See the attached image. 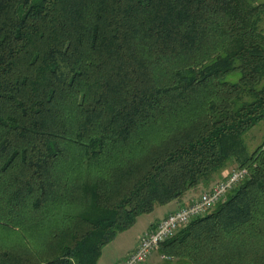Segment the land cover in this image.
Instances as JSON below:
<instances>
[{
    "label": "trees",
    "instance_id": "1",
    "mask_svg": "<svg viewBox=\"0 0 264 264\" xmlns=\"http://www.w3.org/2000/svg\"><path fill=\"white\" fill-rule=\"evenodd\" d=\"M263 18L257 0H0V229L20 233L0 264H96L234 168L154 251L264 264V143L243 140L264 120Z\"/></svg>",
    "mask_w": 264,
    "mask_h": 264
},
{
    "label": "built area",
    "instance_id": "2",
    "mask_svg": "<svg viewBox=\"0 0 264 264\" xmlns=\"http://www.w3.org/2000/svg\"><path fill=\"white\" fill-rule=\"evenodd\" d=\"M247 176L245 168L229 170L222 180L210 190L204 191L189 205L169 214L156 226L145 233L139 240L136 249L118 264H141L160 243L172 237L178 230L186 227L191 219L206 214L217 203L224 199L225 194Z\"/></svg>",
    "mask_w": 264,
    "mask_h": 264
},
{
    "label": "rangeland",
    "instance_id": "3",
    "mask_svg": "<svg viewBox=\"0 0 264 264\" xmlns=\"http://www.w3.org/2000/svg\"><path fill=\"white\" fill-rule=\"evenodd\" d=\"M257 2L264 3V0H257ZM260 26L264 31V18L262 19ZM243 140L247 146L249 153L252 152L256 147L264 143V120L260 121L251 130H249L244 135ZM167 209V206H158L150 214L139 216L136 220V223L132 227L117 234L112 242L104 246L101 256L99 257L96 264H115L119 259L122 258L124 252L128 250V248L134 247L135 244L139 243L140 238L144 235L143 232L147 231L150 228L151 224H154L158 219H160ZM19 235V232H15L10 229H0V242H3L5 244H9L12 242L18 243ZM141 264L177 263H175L174 261L165 260V258L161 257V255H159L156 250L151 253V255L148 256Z\"/></svg>",
    "mask_w": 264,
    "mask_h": 264
},
{
    "label": "crops",
    "instance_id": "4",
    "mask_svg": "<svg viewBox=\"0 0 264 264\" xmlns=\"http://www.w3.org/2000/svg\"><path fill=\"white\" fill-rule=\"evenodd\" d=\"M229 170H225L224 172H222V176L224 177V175L228 172ZM218 181H215L213 183H211L209 186L204 187V186H199L195 189L189 190L188 192H186L184 194V196L182 198H180L177 201H173L165 206H167V210L166 212L161 216L160 219H158L154 224H151L150 228L143 232V234L149 232L150 230H153L154 228H156V226L159 224L160 221H162L163 219H165L169 214L174 213L175 211L179 210L180 208H183L187 205H189L190 203H192V201L196 200L200 194L204 191L210 190ZM136 223V222H135ZM142 234V235H143ZM141 237V236H140ZM138 244H135L134 247L128 248V250H126L122 256L121 259H119L115 264H118L119 262H121L127 255H129L130 253H132Z\"/></svg>",
    "mask_w": 264,
    "mask_h": 264
}]
</instances>
